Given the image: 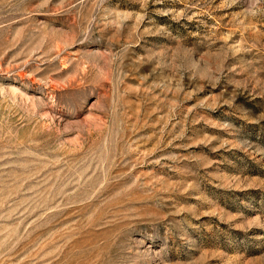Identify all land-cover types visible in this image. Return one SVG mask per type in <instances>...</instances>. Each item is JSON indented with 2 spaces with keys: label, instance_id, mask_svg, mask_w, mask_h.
Wrapping results in <instances>:
<instances>
[{
  "label": "rangeland",
  "instance_id": "obj_1",
  "mask_svg": "<svg viewBox=\"0 0 264 264\" xmlns=\"http://www.w3.org/2000/svg\"><path fill=\"white\" fill-rule=\"evenodd\" d=\"M0 264H264V0H0Z\"/></svg>",
  "mask_w": 264,
  "mask_h": 264
}]
</instances>
